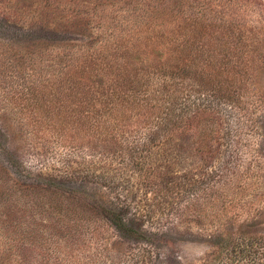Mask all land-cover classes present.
Returning <instances> with one entry per match:
<instances>
[{
  "label": "rangeland",
  "instance_id": "obj_1",
  "mask_svg": "<svg viewBox=\"0 0 264 264\" xmlns=\"http://www.w3.org/2000/svg\"><path fill=\"white\" fill-rule=\"evenodd\" d=\"M257 21L264 0H0V165L17 191L0 264H264ZM54 179L126 206L154 243L105 217L66 234Z\"/></svg>",
  "mask_w": 264,
  "mask_h": 264
},
{
  "label": "trees",
  "instance_id": "obj_2",
  "mask_svg": "<svg viewBox=\"0 0 264 264\" xmlns=\"http://www.w3.org/2000/svg\"><path fill=\"white\" fill-rule=\"evenodd\" d=\"M257 22L259 24L264 23L261 21H257ZM256 26L257 24L256 22H254L250 28H247V30L257 29ZM88 55H95V53L91 51L87 53V55H85L83 59L84 58L87 59ZM230 62H232V60H230ZM238 62H239V59L236 60L235 64H237ZM72 67H74V65H72ZM84 68L86 67L84 66ZM226 73L228 74V72ZM92 80H95V79H92ZM69 89L71 88L69 87ZM66 90H68V88ZM213 95H216V94L212 93V91H206V93L203 92L200 95H198V97H195V100H196L195 102L197 104L196 111L198 109L199 114H201L202 108L200 105L203 104V102L199 103L198 100L204 101L205 99H207V102L210 103L212 102L210 97L211 96L213 97ZM93 100H83V102H81L80 108L82 110V113L89 120L88 122H91L93 118H96L97 117L96 115H98V111L96 112L94 111L97 105H94L91 107V103ZM211 105L212 104L208 105L209 106L208 109H210ZM238 133L239 132L236 131L234 135L238 136L237 135ZM204 134H205V131H204ZM203 140H204V143L207 142L206 139H203ZM7 175H8L7 170L4 168V166L0 165V208H4V209H7L8 204H9V203L6 204L7 202L6 200L8 198L12 199L13 193L17 192L15 191L14 188H11L10 186L7 187V185H5L7 183L3 182L6 180V179L5 180L3 179ZM54 180L49 181L47 183V186H48L47 189L48 188L51 189L50 187H54L57 189V191L54 190L57 193L62 192L61 201L55 207L60 205L65 209L66 213H69V217H70L68 220L69 225L66 227V231H64L66 232V234H70V235L82 234L84 227L88 228L89 226L91 227L92 225H94V222L96 221L95 217H105L106 220L110 222L121 235L132 237V238L139 239V240L143 239V240H147L148 242L154 243L156 239V235L151 231L148 232L147 230L143 229L142 225L144 223L139 222L138 219L135 217V214L132 213V211H130L129 209H127L126 206L119 207V205L117 204L115 205L106 204L104 203V201H100V200L97 201L94 198L90 199L91 201L87 199L89 202L85 201L84 199H82V197L78 193L82 190V189L79 190L78 188H83L81 187V184L84 185L85 181H83L81 184L80 183L76 184V182L71 183L70 181H68L69 183H67L61 179H58L56 181ZM24 189H25V192L29 191L27 195L35 194L28 188H24ZM38 201L40 200H34V202H38ZM5 212L6 211L2 212V214H4ZM71 213L73 214L72 217H71ZM9 219H10L9 216H7L8 223H9ZM84 221H88L87 226H85ZM2 223L3 225H6L4 221ZM2 223L0 224V226L2 225ZM56 228H57V225H55V229Z\"/></svg>",
  "mask_w": 264,
  "mask_h": 264
}]
</instances>
